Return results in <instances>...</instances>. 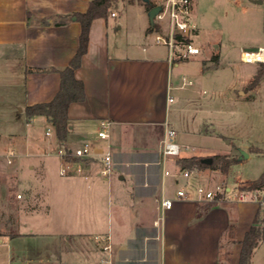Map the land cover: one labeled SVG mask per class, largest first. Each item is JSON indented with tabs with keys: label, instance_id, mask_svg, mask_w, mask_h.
<instances>
[{
	"label": "crops",
	"instance_id": "obj_1",
	"mask_svg": "<svg viewBox=\"0 0 264 264\" xmlns=\"http://www.w3.org/2000/svg\"><path fill=\"white\" fill-rule=\"evenodd\" d=\"M89 1L0 0V45L10 49L15 61L22 59L24 107L50 101L58 91L60 75L53 69L68 64L80 33L74 16L60 17L85 11ZM109 15L90 24L86 52L74 70L83 83L84 98L67 108L63 146L73 149L90 143L95 151L108 150L111 171L103 175L97 161L77 158L69 174L60 175L58 155L55 165L47 159L60 145L52 126L42 116L26 119L28 124L34 120L45 124L50 134L46 130L40 139L10 134V144L29 143L25 157L29 154L38 161L18 165L27 178L24 190L30 193L23 204L19 202L22 229L14 236L0 231V243L8 245L3 236L9 241L37 235L55 239L36 252L16 255L9 250L5 261L2 253L0 264H11L13 259L18 264H222L224 250L225 264H237L239 241L258 205L223 195L196 218L197 205L203 201L176 196V190L183 188L180 178L163 174L165 169L177 170L175 157L163 161L159 143L165 126H170V93L180 88L172 83L177 61L165 59L166 49L154 38L148 47L143 42L136 45L131 36L110 43ZM101 121L109 123L103 144L96 134ZM170 162L172 170L167 167ZM198 180L191 184L186 180L183 189L189 190ZM162 198L171 199L170 208L160 205ZM1 205L0 197V211ZM96 235L109 236L110 252L102 249L106 239L96 240ZM257 250L250 264H264V254Z\"/></svg>",
	"mask_w": 264,
	"mask_h": 264
},
{
	"label": "rangeland",
	"instance_id": "obj_2",
	"mask_svg": "<svg viewBox=\"0 0 264 264\" xmlns=\"http://www.w3.org/2000/svg\"><path fill=\"white\" fill-rule=\"evenodd\" d=\"M148 2L153 4L159 0H117L111 5L109 12H115L116 17L109 15L110 43L113 39L122 41L131 36L136 45L143 42L148 47L150 42L153 44L154 33L147 32L146 35L144 32L149 25ZM192 15L198 29L194 42L201 52L177 60L173 68L172 83L180 88L170 93L172 103L168 121L176 131V141L188 145L182 155L203 158L224 155L233 162L226 173L210 168L192 170L188 179H179V184L187 188L186 180L191 184L199 177L196 185L211 189L222 187L226 199L234 201L236 189L247 187L264 172V61L245 62L240 58L241 52L248 48L264 47V0L261 3L193 0ZM119 24L120 29L117 28ZM213 55L218 56L216 61L211 59ZM183 77L185 82L191 83L183 84ZM17 103L24 109L23 62L20 58L15 61L10 49L0 45V231L8 235L22 229L19 226L22 217L18 212L19 202L23 204L25 194H30L24 190L27 178L21 168L18 171V165L22 162L25 166L27 160L38 161L29 154L25 157L29 143L10 144V134L20 138L36 135L40 139V135L49 130L38 120L26 123L25 113L18 111ZM60 147L54 146L51 149L54 156L47 158L53 165ZM9 149L16 156L8 164L5 154ZM173 158L169 157L170 160ZM167 167L174 169L171 162ZM196 185H189V190ZM261 212H264V206H261ZM1 238L8 243L7 246L0 243L4 261L9 250L16 255L36 252V248L55 239L42 235L10 241L9 237ZM257 248L258 253L264 254V237ZM224 251L220 255L222 264H225ZM11 264L18 263L13 259Z\"/></svg>",
	"mask_w": 264,
	"mask_h": 264
},
{
	"label": "built area",
	"instance_id": "obj_3",
	"mask_svg": "<svg viewBox=\"0 0 264 264\" xmlns=\"http://www.w3.org/2000/svg\"><path fill=\"white\" fill-rule=\"evenodd\" d=\"M152 6L160 7V10L153 18L154 28L152 32L154 33V42L166 49V54L163 55L165 59L173 62L200 53V47L194 42V37L197 34V27L192 19L193 0H159V2L153 3ZM111 15L113 16L114 12H112ZM247 52L251 54L253 51ZM240 58L242 61L252 62L251 59L244 58L242 53ZM182 83L186 84L191 82H185V78L183 77ZM169 100H171V98ZM108 124L107 121L100 122V127L96 133L100 140H105L108 137ZM45 134L49 135L50 131H46ZM60 146L61 147L58 148L56 152L60 159V175H68L71 171L73 159L77 158L95 160L100 164L101 174L108 175L110 173L112 156L108 150L101 149L95 151L90 143H84L73 149H67L63 145ZM187 149L188 145H183L176 141V131L167 124L163 137L159 143V152L163 161L171 156L175 158L184 156L182 155V151ZM15 156L16 154L14 151L9 149L5 154L6 162L8 164L11 163ZM192 173V170L180 169L179 167H177V170L174 172L167 169L163 172L164 175L186 179H188ZM223 192L224 190L219 186H215V188L211 189L198 184L192 190H185L183 188L176 190V196L182 199L195 198L199 201H210L214 199L220 200L224 195ZM234 201L254 202L258 206H264V184L255 188H250L249 185H247V187L236 189ZM160 205L164 208H170L172 201L169 198H162ZM94 238L96 240L106 239L107 244L103 245L102 249L108 252L111 251L108 235L105 237L96 235Z\"/></svg>",
	"mask_w": 264,
	"mask_h": 264
},
{
	"label": "trees",
	"instance_id": "obj_4",
	"mask_svg": "<svg viewBox=\"0 0 264 264\" xmlns=\"http://www.w3.org/2000/svg\"><path fill=\"white\" fill-rule=\"evenodd\" d=\"M117 0H90L88 7L83 12H73L67 15H61L60 18H69L74 16L80 24V33L78 36V47L76 52L69 60L68 64L62 69H53L60 75L59 89L53 98L47 102H38L24 107L26 119L29 120L34 116H42L46 122L53 128L56 140L63 145L68 132L67 108L71 102L82 101L84 98L83 83L74 76V70L79 66L82 55L86 52L89 28L93 19L105 18L109 15V8ZM152 7V3L148 2L147 10ZM61 21H56L60 24ZM154 26L149 25L147 32L152 31ZM217 55L211 56L216 61ZM258 151V150H257ZM212 162L206 164L202 162L203 157L199 156H179L175 158V165L180 169L199 170L210 168L226 173L229 165L233 162L232 158L224 155L211 156ZM264 184V172L249 184L250 188H255ZM218 202L217 199L203 201L197 205L196 218H199L203 212L211 208ZM262 214V217H261ZM264 212H261V206H258L253 216L249 228L244 232L240 243L239 258L237 264H250V258L253 251L257 248L262 237H264ZM233 229V225L229 224V230ZM13 235V234H12ZM14 236V235H13Z\"/></svg>",
	"mask_w": 264,
	"mask_h": 264
},
{
	"label": "water",
	"instance_id": "obj_5",
	"mask_svg": "<svg viewBox=\"0 0 264 264\" xmlns=\"http://www.w3.org/2000/svg\"><path fill=\"white\" fill-rule=\"evenodd\" d=\"M145 2H147L148 0H143ZM258 3H261V0H257ZM160 10V7L159 6H152L149 8L148 12H147V16H148V22H149V25L153 26V18L154 16L156 15V13ZM247 51H253V52H256L258 50H260V47H251V48H248L246 49ZM241 154L247 156V154L243 151H241ZM202 162L203 163H206V164H210L212 162V158L211 157H206V158H203L202 159Z\"/></svg>",
	"mask_w": 264,
	"mask_h": 264
},
{
	"label": "bare ground",
	"instance_id": "obj_6",
	"mask_svg": "<svg viewBox=\"0 0 264 264\" xmlns=\"http://www.w3.org/2000/svg\"><path fill=\"white\" fill-rule=\"evenodd\" d=\"M242 55L244 58L251 59L252 62L254 60L264 61V47H261V49L256 52H251V54L247 51H242Z\"/></svg>",
	"mask_w": 264,
	"mask_h": 264
}]
</instances>
